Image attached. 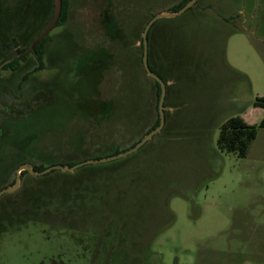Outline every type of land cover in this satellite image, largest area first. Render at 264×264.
I'll use <instances>...</instances> for the list:
<instances>
[{"label":"rangeland","instance_id":"rangeland-1","mask_svg":"<svg viewBox=\"0 0 264 264\" xmlns=\"http://www.w3.org/2000/svg\"><path fill=\"white\" fill-rule=\"evenodd\" d=\"M181 1L72 0L23 82L55 0H0V190L22 163L110 157L151 131L142 34ZM149 31L163 128L117 159L23 174L0 196V264H264V0H197ZM236 116L257 126L245 156L218 144Z\"/></svg>","mask_w":264,"mask_h":264},{"label":"trees","instance_id":"trees-1","mask_svg":"<svg viewBox=\"0 0 264 264\" xmlns=\"http://www.w3.org/2000/svg\"><path fill=\"white\" fill-rule=\"evenodd\" d=\"M60 1H61V12H60V17L56 23V26L65 25L68 22L69 15H70L71 3H72V0H60ZM188 1H190V0H182L178 5L173 7L171 9V11H173V12L178 11ZM149 33H150V31H149ZM109 34H110V32H109ZM110 36L113 37L111 34H110ZM148 36H149V34H148ZM49 38H50L49 35L45 36L36 45L35 50L30 51L36 57L39 66L36 67L35 69L25 73L24 79H22L23 82L28 81L33 72L41 69L44 66V63H45L44 62V56H45V53L47 51V45H48ZM141 44H142L141 47H143V43H141ZM18 53L20 54V56L14 57V59L11 62L7 63L3 67V69L10 68L12 70H18V67L20 66L21 61H23V60L25 61L28 57V55L25 52L23 53L22 51L18 50ZM150 68L152 69L153 72H155L160 77H162L161 73L157 72V70L152 65H150ZM154 81H155L156 86H157V98H158V104H159V98H160V94H161V86L156 80H154ZM254 105L264 108V96H258L254 102ZM104 114L110 115L111 112H106ZM159 123H160V117H159V111H158V105H157V119H156L151 130L158 127ZM260 126L264 127V117L260 122ZM149 132H147V133H149ZM256 136H257V126L256 125L249 124L241 116L231 117L221 125V129H220V133H219V137H218V144H219L220 148L224 151L234 152V153H237L239 156H245L247 154L250 143L256 138ZM141 139L142 138H140L139 140H141ZM137 142H135L133 145H131L130 148L135 146ZM127 150H128V148H127ZM123 151H126V149L125 150L124 149L123 150H116V151H114V154H118V153L123 152ZM62 163H61V165H66L65 163H63V164ZM53 164H55V163H53ZM53 164H51V165H53ZM73 164H74L73 162H69V165H73ZM33 167L35 170L41 171V170H44L45 168H47L48 166L45 165L44 163H41L40 165H34ZM26 173H28V171H23L22 175L26 174Z\"/></svg>","mask_w":264,"mask_h":264},{"label":"water","instance_id":"water-1","mask_svg":"<svg viewBox=\"0 0 264 264\" xmlns=\"http://www.w3.org/2000/svg\"><path fill=\"white\" fill-rule=\"evenodd\" d=\"M197 2V0H190L188 1L181 9H179L178 11H166V12H162L159 13L155 16H153L148 23L146 24L143 34H142V42H143V66L144 69L147 73L148 76H150L151 78H153L154 80H156L160 86H161V94H160V98H159V104H158V111H159V117H160V123L158 125V127H156L155 129L151 130L149 133H147L135 146H133L132 148L120 152L118 154H114L110 157H105V158H100V159H89L86 160L82 163H78V164H74L72 166L69 165H60V164H54L51 165L47 168H45L44 170L41 171H37L33 168V166H31L30 164H22L17 168V172H16V181L15 184L11 187H7L5 189H2L0 191V196L6 192H10L15 190L16 186L19 184L20 180H21V173L23 170L29 171L31 174L34 175H43L46 174L52 170L55 169H60L63 171H72L75 168L83 165V164H87V163H98V162H106L112 159H117L119 157H123L126 156L130 153H132L133 151L137 150L139 147H141L147 140H149L155 133L159 132L164 124H165V98H166V82L162 79V77H160L158 74H156L155 72L152 71V69L150 68V64H149V60H148V33L149 30L151 28V26L153 25V23L158 20L159 18L162 17H173L176 15H179L181 13H183L185 10H187L188 8H190L192 5H194ZM60 12H61V1L60 0H55V14L53 17L52 22L43 30V32L37 37V39L34 41L33 45H32V49H35V46L39 43V41L45 37L51 30L52 28L55 26V24L57 23L59 17H60Z\"/></svg>","mask_w":264,"mask_h":264},{"label":"flooded vegetation","instance_id":"flooded-vegetation-1","mask_svg":"<svg viewBox=\"0 0 264 264\" xmlns=\"http://www.w3.org/2000/svg\"><path fill=\"white\" fill-rule=\"evenodd\" d=\"M54 27H56V24H55ZM54 27H53V28H54ZM53 28H52V29H53ZM48 34H49V33H48ZM48 34H47V35H48ZM47 35H46V36H47ZM43 38H44V37H43ZM43 38H42V39H43ZM42 39H41V40H42ZM41 40H40V41H41ZM40 41H39V42H40ZM142 43H143V42H142ZM1 49H2V48H1ZM33 50H35V49H33ZM143 67H144V66H143ZM145 72H146V71H145ZM146 74H147V73H146ZM143 137H144V136H143ZM143 137H142V138H143ZM139 141H140V140H139ZM139 141H138V142H139ZM138 142H137V143H138ZM137 143H136V144H137ZM22 164H27V163H22ZM22 164H21V165H22ZM28 164H29V163H28ZM56 164H59V163H56ZM53 165H54V164H53ZM60 165H61V164H60ZM73 165H74V164H73ZM19 166H20V165H19ZM32 166H34V165H32ZM49 166H51V165H49ZM49 166H48V167H49ZM69 166H72V165H69ZM33 168H34V167H33ZM23 171H26V170H23ZM23 171H22V172H23ZM28 172H29V171H28ZM46 174H47V173H46ZM43 175H44V174H43ZM21 176H22V173H21ZM0 191H1V190H0Z\"/></svg>","mask_w":264,"mask_h":264}]
</instances>
